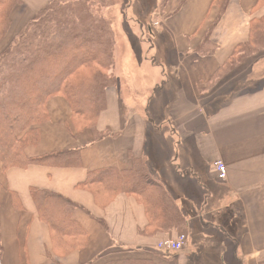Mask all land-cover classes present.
<instances>
[{
	"label": "crops",
	"instance_id": "0c3cea01",
	"mask_svg": "<svg viewBox=\"0 0 264 264\" xmlns=\"http://www.w3.org/2000/svg\"><path fill=\"white\" fill-rule=\"evenodd\" d=\"M49 1L19 0L0 52ZM212 1L164 4L159 78L116 79L105 90L94 130L74 126L63 97L47 101L48 118L37 126L38 142L25 155L78 150L80 165L3 172L0 161V264H264V48L222 69L236 46L248 41L250 22L264 16V0H229L213 28L219 10ZM205 37L216 44L210 55L196 52ZM144 62L139 64L146 67ZM157 81L168 101L147 108L138 94L155 96ZM136 158L173 200L181 226L155 231L132 195L120 192L102 206L79 187L89 172L127 171ZM215 160L225 164L224 180L216 177ZM32 189L77 206L72 218L87 234L81 249L65 255L53 250ZM179 233L187 236L182 251L168 255L156 249L158 241Z\"/></svg>",
	"mask_w": 264,
	"mask_h": 264
},
{
	"label": "trees",
	"instance_id": "16d2710c",
	"mask_svg": "<svg viewBox=\"0 0 264 264\" xmlns=\"http://www.w3.org/2000/svg\"><path fill=\"white\" fill-rule=\"evenodd\" d=\"M228 2L212 1L219 10L212 28ZM17 3L19 0H0V41L9 26L10 12ZM113 46L109 25L93 10L91 3L51 0L0 53V161L3 172L29 165H80L78 150L32 158L27 157L24 150L38 142L37 126L47 120V101L54 96H61L68 103L77 129H95L97 116L105 107V90L115 83L109 72L113 64ZM215 47L216 44L205 37L196 52L210 55ZM262 47L264 16L250 22L248 41L236 46L222 69L232 67ZM80 70L90 71V76L73 82L71 79ZM79 187L89 190L102 206L120 192L132 195L143 205L148 227L155 231L183 224L173 200L141 158L133 159V166L127 171L113 168L91 171ZM31 198L39 220L49 228L53 250L58 255L81 249L86 244V231L71 215L77 207L73 202L48 190L32 189Z\"/></svg>",
	"mask_w": 264,
	"mask_h": 264
},
{
	"label": "rangeland",
	"instance_id": "374dc122",
	"mask_svg": "<svg viewBox=\"0 0 264 264\" xmlns=\"http://www.w3.org/2000/svg\"><path fill=\"white\" fill-rule=\"evenodd\" d=\"M85 1L92 4L93 10L107 22L112 32V39L114 42L112 51L113 64L109 72L115 82L118 78H120L121 81H125L126 76L129 74H134L133 80L135 81V74L143 76L141 81H149L152 78L157 80L160 74L159 68L162 67L161 62L163 61V57H165L163 41H161L160 35V21L162 20L160 12L164 6V0ZM167 2L168 0L165 3ZM128 60L137 62L136 64L138 67L136 64L132 63L130 64L132 66L130 69V65L127 64ZM142 61H145L144 64L146 67L139 64ZM152 65L153 68H151ZM87 76H90V71L80 70L71 80L77 82L80 77ZM123 84L125 83L123 82ZM113 85H115V83ZM160 85L161 84L157 81L155 84L157 90L155 96L150 98L147 91H141L143 94H138V100H140V102H147L146 105L144 104L147 108L150 106L156 108L157 106L164 105V102L168 101V96L161 95L158 92ZM90 194L93 196L91 192ZM97 199L100 198L97 197ZM97 204L100 205L99 202ZM165 254L170 255L171 253Z\"/></svg>",
	"mask_w": 264,
	"mask_h": 264
},
{
	"label": "built area",
	"instance_id": "2783aa9c",
	"mask_svg": "<svg viewBox=\"0 0 264 264\" xmlns=\"http://www.w3.org/2000/svg\"><path fill=\"white\" fill-rule=\"evenodd\" d=\"M217 178L224 180L226 178V167L223 161L216 160L213 163ZM187 242V236L184 233H179L176 238H167L160 240L157 243V249L163 252H180L184 249Z\"/></svg>",
	"mask_w": 264,
	"mask_h": 264
}]
</instances>
